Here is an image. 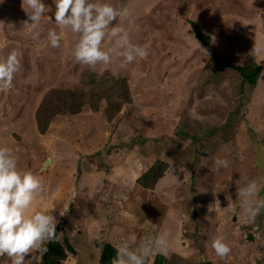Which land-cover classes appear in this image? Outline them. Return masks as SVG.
Wrapping results in <instances>:
<instances>
[{"label": "rangeland", "instance_id": "1", "mask_svg": "<svg viewBox=\"0 0 264 264\" xmlns=\"http://www.w3.org/2000/svg\"><path fill=\"white\" fill-rule=\"evenodd\" d=\"M21 2L0 0V58L22 53L11 90L0 92V146L18 150L19 166L42 179L31 211L55 206L57 238L75 249L59 264H99L104 242L138 247L166 230L167 256L147 264H264V209L251 219L238 195L256 179V199H264V70L249 88L212 57L241 64L250 56L264 66V0H105L129 8L124 26L149 52L124 69L114 58L95 70L122 76L130 101L117 110L85 102L77 113L54 116L44 133L34 120L43 93L70 88L88 68L73 60L75 36L54 23V0H43L51 11L35 29ZM191 21L208 43L195 38ZM52 29L62 35L58 48L49 44ZM181 123L196 138L175 135ZM156 158L167 168L143 188L136 178ZM216 158L228 167L212 172ZM217 236L231 248L223 259L212 248ZM0 264L11 260L0 256Z\"/></svg>", "mask_w": 264, "mask_h": 264}, {"label": "clouds", "instance_id": "2", "mask_svg": "<svg viewBox=\"0 0 264 264\" xmlns=\"http://www.w3.org/2000/svg\"><path fill=\"white\" fill-rule=\"evenodd\" d=\"M54 4V23L69 29L76 38L72 51L74 62L86 65L89 71H95L97 65L111 64L114 58L121 59L120 68L124 69L137 58L148 57V49L134 44L124 26L131 15L129 8H117L105 0H54ZM21 6L31 21L25 23L34 29L51 11L43 0H22ZM48 22L53 23L51 17ZM40 35L34 31L32 37L39 39ZM47 35L52 48L60 47L61 34L52 29ZM106 38L109 39L107 47ZM21 59L22 53L18 50L0 58V92L11 90L15 75L21 69ZM17 152L0 146V256H7L11 264H40L48 251L46 245L58 240L56 228L60 221L53 215L55 206L31 211L44 184L32 170L19 166ZM213 163L212 172L228 167V161L223 158H216ZM260 187L256 179H248L238 189L244 211L251 219L264 209V199H256ZM67 211L68 208L59 211V215H66ZM169 238L170 232L166 230L146 236L138 247H133L134 240H125L116 248L112 264H147L157 254L167 256ZM212 248L221 259L231 251L222 236L213 239ZM29 254L30 259L26 260Z\"/></svg>", "mask_w": 264, "mask_h": 264}, {"label": "trees", "instance_id": "3", "mask_svg": "<svg viewBox=\"0 0 264 264\" xmlns=\"http://www.w3.org/2000/svg\"><path fill=\"white\" fill-rule=\"evenodd\" d=\"M190 25L198 41L202 43L209 42V34L202 31L196 22L191 21ZM212 57L223 66L236 71L240 77L241 85L247 84L249 88L256 84L259 74L264 70V66L255 62L250 56L246 57L241 64L225 60L217 52H213ZM101 100L108 104V109L113 110H117L121 104L130 101V94L125 79L122 76L108 75L105 72L99 74L95 71L85 70L70 88L59 84L43 93L34 110L36 128L40 133H44L54 116L63 113H77L85 102L89 103L92 108H97ZM174 134L196 138V135L184 123L179 124L174 129ZM262 142L264 144V141ZM157 146L160 147L158 144ZM166 168L167 162L156 158L136 178V182L143 188H152L155 181L162 176ZM46 246L48 251L43 255L40 264H59L69 254H75L73 245L65 236L61 240L49 242ZM116 248L110 242H104L98 253V263L112 264V260L116 257ZM202 261L204 262L205 260ZM196 264H202V262L198 261Z\"/></svg>", "mask_w": 264, "mask_h": 264}, {"label": "crops", "instance_id": "4", "mask_svg": "<svg viewBox=\"0 0 264 264\" xmlns=\"http://www.w3.org/2000/svg\"><path fill=\"white\" fill-rule=\"evenodd\" d=\"M163 256H164V255H161V258H160L161 260H163ZM156 257H157V256H156ZM158 257H159V255H158ZM97 258H98V255H97Z\"/></svg>", "mask_w": 264, "mask_h": 264}, {"label": "water", "instance_id": "5", "mask_svg": "<svg viewBox=\"0 0 264 264\" xmlns=\"http://www.w3.org/2000/svg\"><path fill=\"white\" fill-rule=\"evenodd\" d=\"M47 161H48V160H47ZM47 161H45V162H44V164H43L42 168H44V166H45V164H46V162H47Z\"/></svg>", "mask_w": 264, "mask_h": 264}]
</instances>
